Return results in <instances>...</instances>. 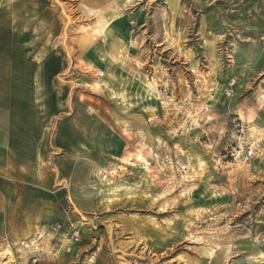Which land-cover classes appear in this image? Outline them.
Here are the masks:
<instances>
[{"label": "rangeland", "instance_id": "374dc122", "mask_svg": "<svg viewBox=\"0 0 264 264\" xmlns=\"http://www.w3.org/2000/svg\"><path fill=\"white\" fill-rule=\"evenodd\" d=\"M3 45L56 188L0 264H264V0H0Z\"/></svg>", "mask_w": 264, "mask_h": 264}, {"label": "crops", "instance_id": "0c3cea01", "mask_svg": "<svg viewBox=\"0 0 264 264\" xmlns=\"http://www.w3.org/2000/svg\"><path fill=\"white\" fill-rule=\"evenodd\" d=\"M10 47L13 46H1L0 55L7 54L11 50ZM9 63L10 68L9 64L0 61V67H3L0 69V220H6L9 214L15 211V205L22 207L28 204L27 197L31 194L36 198L35 202H38L45 192L54 193L56 188V168L50 169L53 173L51 181L43 178L44 171H31L29 168L31 164L37 165L39 162V155L34 154L35 156L31 157L27 154V145L23 142L26 133L20 129V125L27 123L25 111L28 112L30 102L17 80V77H20V69L13 66L15 64L11 59ZM45 66L44 61L38 75L46 72ZM34 135L33 139H39L37 134ZM81 140L82 138H79V141ZM81 144L76 142L71 146L78 148ZM58 145L61 146L57 143ZM84 146L88 148V144L85 143ZM52 158V163L56 162L57 158Z\"/></svg>", "mask_w": 264, "mask_h": 264}, {"label": "built area", "instance_id": "2783aa9c", "mask_svg": "<svg viewBox=\"0 0 264 264\" xmlns=\"http://www.w3.org/2000/svg\"><path fill=\"white\" fill-rule=\"evenodd\" d=\"M73 241H74V242H77V241H78V238H77V237H75V238L73 239Z\"/></svg>", "mask_w": 264, "mask_h": 264}]
</instances>
